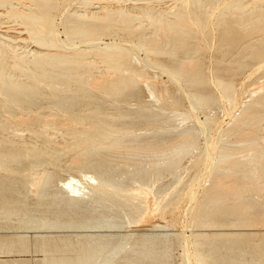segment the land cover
<instances>
[{
	"label": "bare ground",
	"instance_id": "6f19581e",
	"mask_svg": "<svg viewBox=\"0 0 264 264\" xmlns=\"http://www.w3.org/2000/svg\"><path fill=\"white\" fill-rule=\"evenodd\" d=\"M115 25L148 43L154 60L132 41L84 37ZM150 71L180 88L196 124L185 126L192 115L179 112L174 117L180 115V122L166 138L134 133L138 122L160 118L169 106L156 107L161 102L181 100ZM262 71L264 0H0V255L39 253L40 264H175L163 226L139 228L149 207L142 195L134 197L141 188L150 190L165 218L169 206L185 197L187 183L161 186L159 178L172 168L179 180L187 172L182 160L190 157L187 170L205 168L203 175L194 173L197 186H187L186 194L196 199L197 187L206 183L195 224L213 235L195 226L190 249L175 230L180 264H264V232L254 241L264 230V147L237 153L221 146L239 136L240 125L259 118L264 74L256 77ZM255 79L260 84L238 103L236 91ZM133 101L136 109L115 108L118 118L106 111ZM199 106L219 107L230 121L202 120ZM19 125L27 138L19 136ZM201 137L204 147L194 154ZM239 137L240 143L257 140L255 134ZM61 155L72 159L67 176L38 173Z\"/></svg>",
	"mask_w": 264,
	"mask_h": 264
},
{
	"label": "rangeland",
	"instance_id": "374dc122",
	"mask_svg": "<svg viewBox=\"0 0 264 264\" xmlns=\"http://www.w3.org/2000/svg\"><path fill=\"white\" fill-rule=\"evenodd\" d=\"M114 6V5H113ZM6 20V18H4V19H2L1 21H5ZM11 23V25H13V23L12 22H10ZM5 24H9V23H2V26L3 25H5ZM13 27H16V25H14ZM12 29V28H11ZM13 30V29H12ZM10 31L9 33H11V34H14L13 33V31ZM93 34H97L98 36H99V38H101V40H102V42H113V41H117V42H119V41H132V42H134L135 44H137V45H139L141 48H143V49H145L146 50V52H148V55L150 56V58L151 59H153L154 60V53L150 50V48H149V45H148V43H146L144 40H142V39H140L138 36H135V35H130L129 33H128V31H125V30H123L122 29V27H120L119 25H115L114 27H110V28H108L107 30H100V31H97V30H95V31H93L92 33H90V34H88V35H86V36H84L85 38L86 37H89V36H91V35H93ZM83 37V38H84ZM20 52H21V50H20ZM211 53V54H210ZM212 54H214V50H211V52H209L208 53V55H212ZM143 56H144V52H143ZM247 57H251V58H259L260 56H258V55H254V56H250V55H247ZM207 63L208 64H210V60L209 59H207ZM101 65V64H100ZM248 71V70H247ZM247 71H245L244 72V74H243V76H245L247 73ZM150 74H151V76H153V78L154 79H156L158 82H166L167 83V85H169L176 93H177V95L179 96V97H181V100H179V102L178 103H174L173 101L171 102V100H167V101H164V102H161L162 104L163 103H166L165 105L163 104H159L158 106H156V107H164V106H167V103H168V107H172L171 108V110H168V107L166 108V107H164L163 109L164 110H161L160 112H158L159 113V115H161L160 116V118L159 119H157V120H152V121H150V122H147V121H140V122H138V124H137V127H136V129L134 128V130L133 131H135L134 133H137L138 135H141L142 136V134H143V136L142 137H148V138H157V137H159L158 139H160V137L161 138H166L167 136H168V134H170L169 132H175V130H173L174 128H173V126L175 125V124H178L179 122H180V119H181V117H180V115H178L179 117H177V118H175L174 116H176V114L177 113H179L180 112V114H182V115H187V114H191L192 116H190L189 115V117H190V122L191 123H189L188 121L186 122V123H184L185 124V126H189V125H191L193 122H194V115L190 112V107L188 106V104H187V102L188 101H186V99L183 97V92L180 90V88L176 85V84H173L172 82H170L169 80H168V78L166 77V75H162V74H160V73H155L157 76L155 77V75H154V72L153 71H150ZM264 74V71H262L261 73H259L258 75H257V77H256V79L259 77V76H261V75H263ZM161 77V78H160ZM165 78V79H164ZM162 81H161V80ZM256 79L254 80V82H253V84H251V83H248L247 84V86H244L242 89H238L237 91H236V93H235V96H236V98H237V101H238V103H242V101L243 100H247V98L249 99L250 98V91L254 88V86H257V85H259L260 83H258V81H256ZM174 85V86H173ZM139 86H141L140 87V90L142 91L141 92V98H143L142 100L143 101H145V102H147L148 100H149V98H150V95H149V93H148V91H147V88H146V86L144 85V83H140V85ZM180 90V91H179ZM241 92V93H240ZM143 93V94H142ZM182 94V95H181ZM144 97H143V96ZM240 96H241V100H240ZM148 97V98H147ZM183 97V98H182ZM147 98V99H146ZM170 103V104H169ZM221 103V102H220ZM219 103V107H221V105L222 104H220ZM178 104V105H177ZM134 105H136L135 103H134V101L132 102V105H125V104H119V105H114V106H110V105H107V112H108V114H109V116H110V118H112V119H114V117L115 118H118V116H119V110L120 109H118V108H130V109H136V107L137 106H134ZM184 107H183V106ZM118 106V108L117 109H115L116 107ZM120 106V107H119ZM176 106V108L178 109H174V107ZM182 106V107H181ZM219 107H215V109H213V111H210L208 108H205V107H203V106H199L198 107V112H197V116L198 117H200V119H204L206 116H209L210 118H211V122H214V123H218V124H220V123H227L228 121H230L229 119H230V117H228V115H226L225 116V114H226V112L225 111H222L221 110V108H219ZM181 108V109H180ZM185 109V111H183L184 109ZM118 110V112L117 111H115V110ZM264 106H260V107H258V111H259V118L256 120V121H254V122H252V123H249V124H244V125H240V134H243V132H247L248 130L251 132V133H249V134H246V133H244V135H240L239 134V136H242V137H247L248 135V137L247 138H249V139H251L253 136H254V134L257 136V140L256 141H248V142H246V143H240V140H242V139H240V137L239 136H237V135H230V136H228L224 141H223V144L221 145V146H224L225 148H232V149H234V150H236V152L238 153V151H241V153H242V150H244L245 152H248V151H250L249 149H251V152L252 151H254V149H255V147L257 148V147H259V145H260V147L262 146V147H264V142H263V140H264ZM166 110V111H165ZM181 110V111H180ZM152 111H158V109L156 110V109H154V110H152ZM188 112V113H183V112ZM182 112V113H181ZM211 112H212V114H211ZM238 112V111H237ZM115 113V114H114ZM162 113V114H161ZM165 113H166V115H165ZM168 113H169V115H168ZM118 114V115H117ZM112 115V116H111ZM206 115V116H205ZM171 116H173V118L171 117V119H169ZM225 116V117H224ZM21 116H19V118H20ZM165 117H168L167 119L165 118ZM223 117V118H222ZM229 119H228V118ZM17 118H18V116H17ZM179 118V119H178ZM191 118H193V120L191 119ZM160 119H163V120H160ZM166 119V120H165ZM169 119V120H168ZM221 119V120H220ZM177 120H179V121H177ZM216 122H215V121ZM161 121H163V122H161ZM165 121V122H164ZM167 121V122H166ZM172 121V122H171ZM177 121V122H176ZM220 121V122H219ZM151 122H153L154 124H156V126H155V131L156 130H159L160 128H159V126L161 127L162 125L164 126L166 123H168V124H166L167 126H168V128H167V126L165 125L164 126V129L165 130H167L166 132H155L153 129H154V124L153 123H151ZM157 122H160V123H157ZM139 123H141L142 125H140V126H138L139 125ZM147 123V124H146ZM163 123H165V124H163ZM213 123V125H216V124H214ZM157 124H159V125H157ZM160 124H162V125H160ZM181 124V123H180ZM183 124V125H184ZM193 124H196V121L193 123ZM258 124V125H257ZM259 124H261V125H259ZM146 125H147V127H146ZM150 125V126H149ZM257 125V126H256ZM163 126H162V128H163ZM182 126V124L181 125H179V127H181ZM211 126H212V124H211ZM255 126V127H254ZM22 127L23 126H21V125H19V126H17V128H18V132H19V134H26V135H19V136H24V137H28V135L27 134H29L28 132H26L25 133V131H24V129H22ZM139 127H141L140 129H139ZM142 127H143V130L145 131H143L142 130ZM149 127H152V129L151 128H149ZM158 127V128H157ZM169 127H171V128H173L172 130H171V128H169ZM216 127V126H215ZM263 127V128H262ZM24 128V127H23ZM146 128V129H145ZM161 128V129H162ZM167 128V129H166ZM23 130V131H20V130ZM139 131H138V130ZM248 129V130H247ZM252 129H254V130H252ZM255 129L258 131H256L255 132ZM260 129V130H259ZM141 130V131H140ZM151 130V131H150ZM153 130V131H152ZM252 130V131H251ZM262 130V131H261ZM143 131V132H142ZM147 131H149V132H147ZM248 131V132H249ZM20 132H22V133H20ZM142 133V134H141ZM149 133H151V134H149ZM251 135V136H250ZM263 135V136H262ZM54 136H56V138L55 139H57V135L55 134ZM235 136V137H234ZM60 137H58V140H60L59 139ZM129 138H131V137H129ZM235 138V139H234ZM128 139V138H127ZM259 139V140H258ZM262 139V140H261ZM31 140H33L35 143H38V140L37 139H34V138H32ZM128 140H130V139H128ZM203 140V138L201 137L200 138V140H199V142H198V146H200V147H198V149L196 150V151H194V154L196 153V154H198L200 151H202V149H203V147H204V140ZM232 141V142H231ZM41 142V141H40ZM39 142V143H40ZM127 142V141H126ZM203 144V145H202ZM262 144V145H261ZM239 145V146H238ZM234 147V148H233ZM166 147L164 146L163 147V149H165ZM248 148V149H247ZM253 149V150H252ZM198 150H200V151H198ZM238 150V151H237ZM248 150V151H247ZM243 151V152H244ZM250 152V153H251ZM240 153V152H239ZM63 155H65V157H67V156H69V155H71L70 153L68 154V153H62ZM68 154V155H67ZM63 155H61V157L62 158H60V163L58 162L57 164H46V166L45 167H42V170H41V168H40V171L38 170V173H40V172H43L44 170H48L49 172H50V175H52L53 177H56V176H63V177H65V175L67 174H69L70 172L68 171V170H65V168L67 167L66 165H68L69 164V162L72 160L71 158V156H69V157H71V158H69V159H71V160H69V159H64L65 157H63ZM125 154H122V156H123V158L122 157H120L119 159H126V155L124 156ZM72 156H73V153H72ZM62 159V160H61ZM117 159H118V157H117ZM185 159H187L188 160V162H187V160H185ZM185 159H183L182 160V163H184V164H182V165H184L183 166V169H184V167H185V170L187 171V172H185V174L183 175V177L184 176H186V177H181L179 180H176L175 181V179H174V174L172 173V171H174L172 168V170L170 169H168V173L170 174H168L167 172H163L164 174H162L161 175V177L159 178V182L160 181H163V182H161V183H163V184H161L160 183V185L161 186H167V185H170V184H177V182H178V184H180L181 182H183V183H187V185L183 188V192H182V195H181V197L182 196H185V197H182V198H180V199H178V200H176V201H174V203L172 204V205H170L169 206V209L171 208L172 210L170 211H167V213L165 214V218H162V217H160V215H162L161 213H162V211L160 210H157V209H155V195L150 191V190H146V192L144 191V188H141V190L143 191V192H141V190L139 189L138 191V194L134 197L135 199L137 198V199H139V194L140 195H142V197H143V200L145 201V203H147L146 205L149 207V212L148 213H146L145 214V217L142 219V223L140 224V226H139V228L140 229H143V230H150L151 228H152V226H153V224L154 225H156V224H160V225H162L163 227L162 228H160L161 230H163V231H166V232H168L170 235H169V237L171 238L170 239V243L172 244V246H171V244H170V249H171V251H170V258H171V260H172V262L173 263H175V264H180V260H181V257H180V253L182 252V249L176 244V242H174L175 241V239H174V234L175 233H173V232H175V230H176V232H182V234L186 237V239H187V243H188V246H189V248L191 249L192 248V244H191V242L193 241V240H195L196 238H195V231L194 230H196V229H204V232L205 233H207L208 235H210V236H212L213 235V231L212 230H210V231H208V229L207 228H203V227H198L195 223H197V221H198V219L195 217L196 216V212L200 209V207H199V205L201 206V201H202V198H203V194H204V189H205V187L206 186H204V185H206V183L203 181V182H201V184L202 185H200V186H198L197 187V191H198V196H197V200L195 199V197H192V198H190L189 199V197L187 196V194H186V191H187V186H189V185H193V186H195V184H196V186H197V182H194V177H196V175H198L199 176V174H200V170H201V172H202V174H200V175H203V169L205 168L204 166H203V164H198V165H194V166H192L191 168H188V170L186 169V167H187V165L188 164H190V157H187V158H185ZM67 160H68V162H67ZM187 162V164H186V162ZM52 166H55V167H52ZM62 166V167H61ZM198 166V167H197ZM201 166H202V168H201ZM52 167V168H51ZM60 167V168H59ZM124 167L125 166H122V168H123V170H127L126 169V167H125V169H124ZM49 168V169H48ZM51 168V169H50ZM54 168H55V170H54ZM193 168V169H192ZM200 168V169H199ZM58 169H60V170H58ZM67 169V168H66ZM62 170V171H61ZM64 170V171H63ZM190 171V172H189ZM196 171V172H195ZM57 172H60L59 174H61V175H58L57 174ZM171 172V173H170ZM175 172V171H174ZM54 173V174H53ZM65 173V174H64ZM71 173H73V174H76L75 172H71ZM190 173V174H189ZM196 175H195V174ZM189 174V175H188ZM66 175V176H67ZM166 176V177H165ZM168 176V177H167ZM163 177H165L164 179H163ZM161 178H162V180H161ZM168 178H173V179H169V180H165V179H168ZM191 178V179H190ZM167 181V182H165V181ZM174 180V181H173ZM182 180V181H181ZM189 180V181H188ZM176 182V183H175ZM192 183V184H191ZM174 185H171V187H173ZM175 187V186H174ZM184 190H185V192H184ZM199 192L201 193V194H199ZM184 193V194H183ZM126 196H128V195H126ZM152 196V197H151ZM148 197V198H147ZM147 198V199H146ZM32 199H34V200H32ZM146 199V200H145ZM201 199V200H200ZM192 200V201H191ZM34 201H35V197L33 198V195L31 196L30 195V197H29V199H28V202H30L29 204H31L32 205V203H34ZM180 201V202H179ZM181 201L183 202V203H181ZM200 201V202H199ZM178 202H179V204H178ZM197 203H199V204H197ZM174 204H177V205H174ZM172 206V207H171ZM178 206V207H177ZM153 208H154V211H153ZM181 208V209H180ZM197 208V209H196ZM199 208V209H198ZM174 209L176 210V213H174L175 211H174ZM180 209V210H179ZM197 210V211H196ZM187 211V212H186ZM192 211V212H191ZM160 212V213H159ZM154 213H156L158 216H156V217H153L152 218V214H154ZM173 213H174V216H173ZM190 213L192 214V215H190ZM195 214V215H194ZM172 216V217H171ZM177 216V217H176ZM193 216V217H192ZM194 219V220H193ZM166 223H168V224H166ZM191 223H192V225H191ZM164 224V225H163ZM193 226V227H192ZM198 227V228H196V227ZM164 227H166V228H164ZM188 227V228H187ZM192 227V228H191ZM190 228V229H189ZM194 228H196V229H194ZM188 229V230H187ZM193 231H192V230ZM227 230H230V228H229V226H227V228H226ZM170 231H172V232H170ZM239 231H243V230H239ZM262 231V232H261ZM257 232V235L254 237V241L255 242H257L258 241V238H259V236L264 232V230H261V229H259V230H257L256 231ZM192 235V236H191ZM172 236V237H171ZM190 243V244H189ZM246 244H244L243 246H245ZM177 246V247H176ZM172 247V248H171ZM203 251V252H202ZM201 251V253H203V254H201L202 256H206L205 255V251L204 250H202ZM223 251H225V249H223ZM40 257H41V255L39 254V253H34L33 252V254L31 253V252H26V254H24V253H16V254H12V255H0V264H13L12 263V259L13 260H17L19 263H21V264H40L41 262H39L40 261ZM175 257V258H174ZM250 258V255L248 256L247 255V258ZM31 258H32V261H31ZM180 258V259H179ZM11 259V260H10ZM179 260V261H178Z\"/></svg>",
	"mask_w": 264,
	"mask_h": 264
}]
</instances>
